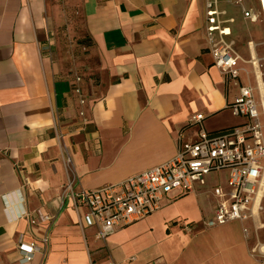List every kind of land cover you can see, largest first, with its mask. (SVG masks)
Segmentation results:
<instances>
[{"label": "crops", "instance_id": "crops-1", "mask_svg": "<svg viewBox=\"0 0 264 264\" xmlns=\"http://www.w3.org/2000/svg\"><path fill=\"white\" fill-rule=\"evenodd\" d=\"M77 3L97 57L80 82L84 104L57 58L49 0H0V264H264L251 252L264 244V193L253 219L206 227L218 200L213 187L229 189L226 177L214 180L213 195L201 191L219 171L196 182L195 191L170 193L158 210L106 239L86 224L87 207L71 196L60 200L68 181L74 192L118 182L168 160L199 128L218 133L246 120L230 107L242 70L234 81L214 64L205 0ZM243 4L254 19L219 0L234 19L229 38L238 53L243 25L253 34L264 28L260 0ZM198 113L204 119L190 125ZM23 211L28 215L20 217ZM39 212L50 218L32 223ZM181 219L192 223L190 231ZM45 236L47 244L22 262L18 243Z\"/></svg>", "mask_w": 264, "mask_h": 264}, {"label": "built area", "instance_id": "built-area-1", "mask_svg": "<svg viewBox=\"0 0 264 264\" xmlns=\"http://www.w3.org/2000/svg\"><path fill=\"white\" fill-rule=\"evenodd\" d=\"M243 7L244 16L254 19L251 10L245 9L243 0H231ZM264 18V0H260ZM219 6V0H205L206 36L214 64L234 81L242 68L240 54L234 48L230 23L232 17ZM254 64V63H253ZM74 91L80 97V103L86 99L83 95L80 76L73 77ZM262 85V87H261ZM264 83L258 87L261 103L254 96V87L242 84L239 93L230 107L234 114L246 117L245 122L210 133L199 128L195 140H182L174 156L168 160L139 171L115 182L106 183L93 189L74 192L71 181L63 187L60 200L71 196L76 206L87 207L85 214L88 226L96 225V237L106 239L116 228L133 223L158 210L165 197L174 191L188 193L195 191V183L204 181V176L214 171L227 170L228 191L220 185L213 187L217 203L213 215L205 220L208 227L225 224L229 221H244L254 218L255 208H261L264 193ZM261 108V109H260ZM79 114L86 121L85 110ZM204 119L201 113L192 115L190 125ZM28 212L23 211L20 217ZM50 217L39 212L32 223L46 222ZM183 229L190 231L192 223L179 220ZM247 235L248 229L244 227ZM48 237L40 240L20 241L17 245L22 262H29L35 253L47 244ZM252 254L264 256V244L257 241L251 249Z\"/></svg>", "mask_w": 264, "mask_h": 264}, {"label": "rangeland", "instance_id": "rangeland-1", "mask_svg": "<svg viewBox=\"0 0 264 264\" xmlns=\"http://www.w3.org/2000/svg\"><path fill=\"white\" fill-rule=\"evenodd\" d=\"M49 4L56 31L57 58L62 62L67 73L72 77L80 76L83 80L84 77L92 75L91 69L96 65L97 57L90 51L80 6L77 0H49ZM252 32L253 28L249 24L243 25L235 36L238 39L236 47L241 55L240 65L244 84L254 87V96L261 103L262 97L258 85L261 82L264 83V28L259 34ZM253 61L256 64H253ZM258 73L261 76L260 80L257 78ZM219 172L208 176L209 180L201 191L207 192L210 196L213 195L211 192L213 183L216 180L225 182L228 175L227 170ZM262 205L261 216L264 219V201ZM206 227L208 226L206 225ZM210 233V231H206L200 235H209ZM260 240H264L263 230L260 231ZM201 250L204 251V248L201 247ZM179 264L186 263L182 261Z\"/></svg>", "mask_w": 264, "mask_h": 264}, {"label": "bare ground", "instance_id": "bare-ground-1", "mask_svg": "<svg viewBox=\"0 0 264 264\" xmlns=\"http://www.w3.org/2000/svg\"><path fill=\"white\" fill-rule=\"evenodd\" d=\"M253 59H254V58H253ZM253 63H254V64H256V62H255V61H253ZM257 78H258L259 80L261 79V76H260V74H259V73L257 74ZM261 87H262V85H261ZM263 105H264V97H263Z\"/></svg>", "mask_w": 264, "mask_h": 264}]
</instances>
